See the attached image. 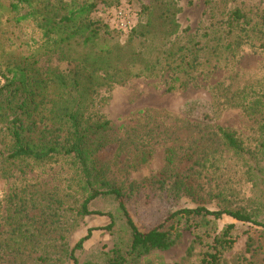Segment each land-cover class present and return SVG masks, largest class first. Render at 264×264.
<instances>
[{
    "label": "rangeland",
    "instance_id": "obj_1",
    "mask_svg": "<svg viewBox=\"0 0 264 264\" xmlns=\"http://www.w3.org/2000/svg\"><path fill=\"white\" fill-rule=\"evenodd\" d=\"M10 1L0 0V264H74L71 249L88 228L91 236L74 256L79 263L100 260L114 246L126 248L128 243L130 231L117 201L98 197L89 209L99 213L79 216L76 209L83 190L72 166L64 161L33 167L5 158L12 144L8 122L16 109L7 101L19 83L13 82L14 72L23 70L27 84L39 92L37 81L49 75L62 76L71 85L77 63L61 60L59 51L45 48L36 22L22 17L27 9L12 11ZM94 1L92 15L115 28L112 5L120 1L135 17L144 0ZM176 2L179 32L169 42L176 50L191 34L190 51L198 42L195 70L191 75L178 71L181 81H175L177 88L171 91L169 73L161 71L157 77L130 78L108 90L96 87L91 113L86 114L92 118L99 113L110 121L108 143L97 151L100 167L125 190V208L141 231L162 223L176 209L196 206L237 209L264 223V155L259 153L264 129V34L253 29L264 25L259 19L261 13L264 16V0ZM236 6L250 9L253 26H227ZM228 29L230 35L241 37L239 48L226 45L231 38ZM115 30L97 42H123L124 32ZM152 44H158L156 37ZM168 47L169 43L163 48ZM81 80L84 86L88 80L97 86L94 78ZM72 93L81 96L74 89ZM219 128L234 135L242 153L224 144ZM143 149L147 160L141 163ZM110 216L114 223L108 229ZM209 220L208 227L184 230L171 248L153 250L137 264H198L209 239L206 232H221L228 224H233L230 235L235 242L223 253L224 264H264V251L257 255L245 251L247 236L257 238L262 227L226 215Z\"/></svg>",
    "mask_w": 264,
    "mask_h": 264
},
{
    "label": "trees",
    "instance_id": "obj_2",
    "mask_svg": "<svg viewBox=\"0 0 264 264\" xmlns=\"http://www.w3.org/2000/svg\"><path fill=\"white\" fill-rule=\"evenodd\" d=\"M227 1L234 0H225ZM191 2L192 0H188L189 4ZM119 5L120 1L112 6L117 8ZM9 7L12 11L27 9L22 17L36 22L43 32V46L50 52L59 51V59L77 63L71 74V85L62 76L49 75L37 81V87L42 89L39 92L27 84L23 70L18 68L14 72L13 82L17 80L19 83L15 86L13 98L9 97L7 101L8 105H13L16 109L12 111L13 118L8 122L7 131L12 144L5 158L33 167H45L65 161L73 167L75 178H78L83 190L77 214L85 216L99 213L89 209L90 203L98 197H113L130 231L126 248L116 245L101 254L100 260L89 259L79 263L74 251L81 249L83 243L90 238L92 228H88L86 234L71 249L70 258L74 264H137L141 256L153 250L171 248L184 230H197L201 225L208 227L210 217L220 219L226 215L240 222H250L264 230V223L253 220L241 210H210L196 206L176 209L162 223L141 231L125 208V190L116 186L100 167L102 162L97 151L108 143L105 136L110 129V121L99 113L92 118L86 114L91 113L96 87L108 90L130 78L157 77L161 71L169 73L167 90L171 91L177 88L174 82L181 81L180 76L176 75L178 71L191 75L195 70L198 63V42H195L194 49L190 51L191 34L188 35V42L176 46V50L172 49L169 42L179 32L176 15L180 8L176 0L142 1L139 12L133 17V25L125 30L110 27L107 22L95 18L92 15L96 9L94 0H11ZM247 9L249 12L236 6L230 12L227 26L230 29L237 27V23H242L244 28L253 26L255 22H252L250 9ZM259 19L260 22L264 21L263 13L259 15ZM263 27L264 25L262 28L255 25L253 29L257 31L256 34H264ZM115 29L124 32L123 42H97ZM187 30L188 28L183 29ZM240 30L247 33L244 29ZM226 34L231 37L227 46H234L235 49L241 46L240 36L230 35L232 30L229 29ZM204 35L206 33H202ZM154 37L158 44H152ZM167 43L171 48H163ZM82 78H94L97 86L91 85L89 80L84 86ZM166 81L168 83L167 79ZM72 88L81 96L73 95ZM218 131L229 149L236 153L243 152L241 144L231 132L223 128ZM144 151H140L141 163L147 160V152ZM259 153L264 155V129ZM262 179L264 182V175ZM110 217L111 221L106 225L108 229L114 223L112 216ZM232 228L233 224H228L221 232L212 235L206 232L209 239L201 249L198 264H224L223 253L235 242L230 235ZM245 251L251 255L264 251V232L259 233L257 238L248 235Z\"/></svg>",
    "mask_w": 264,
    "mask_h": 264
},
{
    "label": "built area",
    "instance_id": "obj_3",
    "mask_svg": "<svg viewBox=\"0 0 264 264\" xmlns=\"http://www.w3.org/2000/svg\"><path fill=\"white\" fill-rule=\"evenodd\" d=\"M133 23L131 10L128 7L120 5L116 8L114 13V24L116 28L125 30L130 28Z\"/></svg>",
    "mask_w": 264,
    "mask_h": 264
}]
</instances>
